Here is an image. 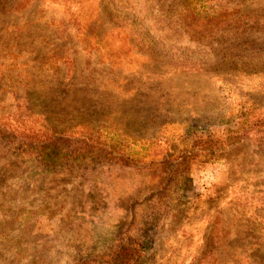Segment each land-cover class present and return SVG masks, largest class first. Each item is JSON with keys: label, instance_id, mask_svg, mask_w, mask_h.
<instances>
[{"label": "rangeland", "instance_id": "1", "mask_svg": "<svg viewBox=\"0 0 264 264\" xmlns=\"http://www.w3.org/2000/svg\"><path fill=\"white\" fill-rule=\"evenodd\" d=\"M0 223V264H264V0H0Z\"/></svg>", "mask_w": 264, "mask_h": 264}, {"label": "trees", "instance_id": "2", "mask_svg": "<svg viewBox=\"0 0 264 264\" xmlns=\"http://www.w3.org/2000/svg\"><path fill=\"white\" fill-rule=\"evenodd\" d=\"M68 156H71L70 154H68ZM45 157H51L49 154H46ZM53 159V158H52ZM6 225V223H0V233H2V230L4 228V226ZM131 256H135V254L132 252ZM138 257V255H136V258Z\"/></svg>", "mask_w": 264, "mask_h": 264}]
</instances>
